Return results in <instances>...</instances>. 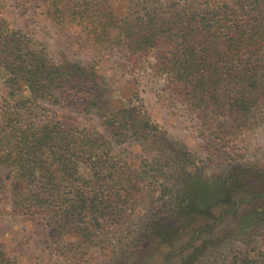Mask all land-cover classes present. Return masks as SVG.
<instances>
[{"label": "trees", "instance_id": "1", "mask_svg": "<svg viewBox=\"0 0 264 264\" xmlns=\"http://www.w3.org/2000/svg\"><path fill=\"white\" fill-rule=\"evenodd\" d=\"M45 1L49 0H0V6L14 3L27 12ZM50 1L51 9L45 12L50 19L78 21L97 44L116 37L131 58L155 53V73L176 86L178 96L195 112L229 114L234 123H243L257 109H264V0H235L233 6L203 8L189 1L179 10L159 0H138L126 17H117L108 8L93 13L79 10V0ZM0 71L6 75L8 89L7 100L0 103V170L12 174V211L29 219L40 215L58 236L101 247L109 231L130 220L133 191L148 172L132 171L113 154L109 138L99 131L42 119L39 105L58 102L75 112L96 115L106 134L115 139L147 137L151 126L146 114L142 116L141 106L133 102L114 106L111 91L94 66L55 62L4 21L0 22ZM23 92L27 97L19 98ZM225 176L227 180L239 177L233 171ZM255 177L263 181L264 170ZM177 181H182L183 188L167 214L177 221L168 229L153 231L156 251L162 244L180 242L181 246L166 253L161 264H264V252L257 251L258 243L264 241V203L259 202L258 192L242 184L219 198L217 185L223 189L224 179L202 178L189 171ZM244 201L242 208L255 217V224L235 238L243 247L232 250L227 261L216 259V252L205 251V246L191 245L198 229L186 237L179 232L195 220H212L211 214L223 204L232 208L220 215L229 216ZM216 222H220L218 216ZM141 236L136 244L148 235ZM184 239L187 243L181 242ZM135 249V258L128 263L146 264L149 255L139 246ZM110 260L116 264L118 259ZM0 264H16L1 244Z\"/></svg>", "mask_w": 264, "mask_h": 264}, {"label": "rangeland", "instance_id": "2", "mask_svg": "<svg viewBox=\"0 0 264 264\" xmlns=\"http://www.w3.org/2000/svg\"><path fill=\"white\" fill-rule=\"evenodd\" d=\"M137 1L79 0V10L88 9L93 13L95 10L102 12L108 8L115 16L120 14L126 17L132 13L129 7ZM159 1L169 3L170 6L174 4L171 7L176 10L183 8L189 1L200 8L207 4L222 6V3L233 6L235 2ZM50 2L33 6L27 12L15 8L14 3L5 4L4 7L0 6V22L4 21L10 28L25 34L55 62L62 59L97 68L111 91L114 106H129V102L140 105L142 116L146 114L151 130L147 137L115 139L106 134L98 116L75 112L62 107L58 102L39 105L41 118L60 120L68 126L99 131L109 138L116 157L123 159L132 171H147L148 175L139 181V189L133 191V202L129 205L132 213L127 224L109 231L103 238L105 241L101 243V247H88L76 241L73 236H58L40 215L29 219L14 213L10 204V190L14 185L12 174H5L0 170V244L9 259L16 264H110V259H118L116 264H130L128 260L135 258V248L139 246L140 251L149 255L146 264H161L163 256L168 252H175L181 243H168L167 247L162 244L159 246L160 252L156 251L154 239L157 233L153 230L156 227L168 229L177 221L174 215L167 214L179 200L183 188L180 186L182 181L177 180L188 171L191 175H200L202 178L224 179V182H220L223 189H219L217 185L219 198H224L228 191L233 192L235 186L247 184L252 192L259 193V202L264 203V180H257L258 176L255 177L256 172L264 170L263 108L257 109L243 123H234L229 114L214 115L211 111L206 112L205 116L201 112H195L178 96L176 86L169 85L165 77H159L155 73V53L131 58L122 42L116 41V37L97 44L80 27L78 21L56 23L50 19L45 13L47 9H51ZM5 77V73L0 71V103L8 98ZM18 96L26 98L27 93L23 92ZM242 124L245 125L241 127ZM229 171L235 172L239 177L228 180L223 178ZM250 189L246 188L247 191H251ZM246 204L247 201L242 202L239 209L235 207L233 214L222 218L220 213L232 208L223 204L216 208L214 215L211 214V217L214 216L212 220H195L190 228H182L179 232L186 237L192 236L193 230L198 229L191 245L205 246V251L211 254L216 252L213 253L216 259L227 261L233 254L232 250L239 251L243 247L235 238L248 232L255 224V217L246 214L247 209L242 208ZM217 216L220 222H216ZM202 225L204 229L200 230ZM143 234L148 236L140 245L136 244ZM187 241L184 239L181 242ZM258 244L257 251L264 252L263 239ZM189 250H192V246ZM174 261L178 262V258Z\"/></svg>", "mask_w": 264, "mask_h": 264}]
</instances>
